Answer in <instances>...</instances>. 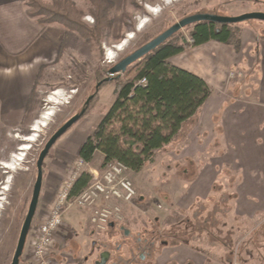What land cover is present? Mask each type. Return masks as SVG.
Instances as JSON below:
<instances>
[{
    "label": "rangeland",
    "instance_id": "374dc122",
    "mask_svg": "<svg viewBox=\"0 0 264 264\" xmlns=\"http://www.w3.org/2000/svg\"><path fill=\"white\" fill-rule=\"evenodd\" d=\"M72 1L85 13L83 21L90 26L94 25L95 18L89 13L91 6L89 0ZM110 1L114 5L113 28L106 35L104 34L100 42L87 41L76 34V39L71 38L65 47L63 35L53 60L41 67L40 80L36 85V100L30 101V115L27 114L28 118L26 117L22 126L6 127L0 131V264L12 263L32 200L38 173L37 162L41 152L68 120L81 113L89 98L97 95L95 100L90 101L86 115L58 139L45 159L43 184L46 182L45 175L47 176L52 169L53 163H58L61 173L64 174L55 192L48 193L43 185L20 264H27V260L31 259V243L35 241L33 235L37 233L38 226L47 220L59 189L73 164L80 158L76 150L77 142L95 130L115 100L116 81L112 80L124 78V74L116 75L111 81H107L109 83L101 85L98 91L96 90L100 82L110 77L109 71L117 62L187 16L198 13L238 16L251 12H264V0ZM149 7H154L157 11L153 13ZM141 24L145 26L140 30ZM237 25L241 29L252 27L259 33H264V21L261 20H249ZM59 27L63 30L61 26ZM192 29L193 27L182 29L177 37L189 39ZM130 35L133 39L129 40ZM123 44L126 46L120 52L117 49ZM109 50L116 56L114 60L108 55ZM58 89L64 92L63 104L56 106L53 104L56 114L48 127L44 128L36 138V142L31 143L29 150L23 153L21 149L26 146L25 139L32 138V128L42 113L52 106L48 99ZM178 158L175 151L168 152L164 149L157 153L153 163L145 166L140 172H128L137 195L132 205H122L124 218L123 221L117 222L116 228L120 229L121 226L126 225L127 228L132 229L134 235L138 231L142 234L152 233L153 240L157 245L161 244L160 246L178 243V240L180 243H185L189 238L194 237L186 244L203 256L204 264H264V232L256 231V228L264 223V218H255L252 223H248L246 232L237 233V223L226 217V212L230 208L227 202L224 205L217 200L204 203L206 210L201 212L204 214L203 218L197 222L193 221L192 212H182L175 207L174 204L185 191L184 185L188 181L187 175L183 174L184 171L187 172L186 165L179 168L184 162H178ZM103 164L102 155L97 153L91 166L103 170L105 166ZM11 165L16 169L14 172L6 167ZM189 174H192V171H189ZM218 189L216 198L228 194L225 187ZM142 197L144 201L141 200ZM210 213L213 218L207 219ZM91 214V209L80 206L66 211L63 216L64 225L55 236L51 254L57 264H94L99 252L105 249L104 244L113 246L114 241L121 238L112 230L96 232L95 227L91 226ZM206 220L209 224L205 226ZM194 224L196 229L189 228ZM212 225L217 227L214 228ZM203 226L206 228L212 226V228H209V234L205 233L202 237L199 231ZM178 228L190 229L191 232L186 234V231H183V234H179L174 231ZM231 230L235 231L232 242L224 246L225 241L230 240ZM211 241L218 244H210ZM62 245L65 247L61 248ZM80 247L83 248L82 252ZM230 250L234 255L231 263ZM159 252L162 250L159 249ZM157 260L155 259V263L153 260L150 264H158Z\"/></svg>",
    "mask_w": 264,
    "mask_h": 264
},
{
    "label": "crops",
    "instance_id": "0c3cea01",
    "mask_svg": "<svg viewBox=\"0 0 264 264\" xmlns=\"http://www.w3.org/2000/svg\"><path fill=\"white\" fill-rule=\"evenodd\" d=\"M260 34L255 28H243L240 51L210 42L172 59L213 89L181 136L164 148L184 162L179 168H187L185 193L174 205L192 212L199 202L216 196L217 187H225L232 196L226 217L237 223V233L246 232L255 218H264V39ZM63 35L59 26L44 27L30 18L26 0H0V131L20 127L28 118L41 67L53 60ZM87 137L77 142L78 153ZM57 164L45 175L48 193L55 192L64 174ZM158 261L204 264L203 256L184 242L164 245Z\"/></svg>",
    "mask_w": 264,
    "mask_h": 264
},
{
    "label": "trees",
    "instance_id": "16d2710c",
    "mask_svg": "<svg viewBox=\"0 0 264 264\" xmlns=\"http://www.w3.org/2000/svg\"><path fill=\"white\" fill-rule=\"evenodd\" d=\"M89 2L91 5L89 13L95 18L92 26L83 21L85 13L72 0H26L27 15L44 27L61 26L64 30V47L71 38L76 39V34L84 40L100 42L104 34L113 28L114 5L110 0ZM188 27H193L189 39L178 38V33L181 32L179 31L154 51L132 64L124 73V78L112 80L116 81L115 100L95 130L81 145L79 150L81 158L92 162L99 152L104 155L103 165L118 161L126 165L130 171L140 172L154 162L158 152L181 136L185 126L206 104L213 89L202 77L174 65L172 59L210 42L233 47L236 51H240L242 46V29L237 24L202 21ZM261 38L264 39V34H260ZM142 80H146V83H141ZM102 83L104 85L109 82ZM36 87L32 95L33 100H36ZM30 107L31 104L28 105L27 111ZM90 185L91 176L83 174L74 184L70 199L75 200ZM216 191H219L218 187ZM231 199L232 196L225 194L222 198L213 196L207 202H199L192 210L193 221L197 222L203 218L204 214L201 212L206 210L204 203L217 200L224 205L226 202L230 203ZM212 218L213 215L210 213L207 219ZM208 224L207 220L204 221L205 226ZM195 225L189 228L194 230ZM205 226L199 231L202 237L205 233H210V227ZM213 227L216 228L217 225ZM174 231L179 234H183V231H186V234L191 232L190 229L184 228ZM256 231L264 232V223L256 228ZM229 233L230 240L225 241L224 246L232 242L235 231L231 230ZM193 238H189L185 244ZM210 244L218 243L211 241ZM231 251L230 263L234 259Z\"/></svg>",
    "mask_w": 264,
    "mask_h": 264
},
{
    "label": "built area",
    "instance_id": "2783aa9c",
    "mask_svg": "<svg viewBox=\"0 0 264 264\" xmlns=\"http://www.w3.org/2000/svg\"><path fill=\"white\" fill-rule=\"evenodd\" d=\"M141 83H146V80ZM129 171L118 161L109 162L100 170L80 157L59 189L47 220L38 226L37 233L33 235L35 241L31 243L29 263L57 264L51 256L55 236L64 225V214L72 207L91 209V223L100 232L107 230L111 223L123 221L122 205H132L137 195L128 177ZM85 173L91 176V185L75 200L70 199L74 184Z\"/></svg>",
    "mask_w": 264,
    "mask_h": 264
},
{
    "label": "water",
    "instance_id": "95a60500",
    "mask_svg": "<svg viewBox=\"0 0 264 264\" xmlns=\"http://www.w3.org/2000/svg\"><path fill=\"white\" fill-rule=\"evenodd\" d=\"M249 20H261L264 21V12H251L246 13L238 16H220L216 14H209V13H198L194 15L187 16L183 19H181L179 22L175 23L173 26L162 32L160 35L155 37L153 40L149 41L145 45L141 46L139 49H137L135 52L127 56L124 60L114 65L110 71L109 75L110 77L106 79V81H111L116 75H122L124 74L128 68L134 64L135 62L141 60L144 56L149 54L150 52L154 51L156 48L161 46L163 43L168 41L170 38H172L175 34H177L182 29L196 24L198 22L202 21H209V22H215L219 24H239L245 21ZM102 85V82H100L97 85V90ZM93 99V96L89 98V100L86 102L85 107L81 111V113L75 115L70 120L67 121L66 124H64L55 134L54 136L48 141L45 148L40 154L39 160L37 162V179L34 185L33 189V195L32 200L29 206V211L27 214V217L25 219L17 248L12 260L11 264H20L21 257L23 256L27 238L29 235V232L31 230L33 220L35 218L37 208L39 205V200L43 188V179H44V172L43 167L45 163V159L47 158L50 150L54 146V144L58 141L60 137H62L69 129H71L86 113L88 106L90 105V101ZM32 131V130H31ZM114 224H111L113 226Z\"/></svg>",
    "mask_w": 264,
    "mask_h": 264
},
{
    "label": "flooded vegetation",
    "instance_id": "af4514ba",
    "mask_svg": "<svg viewBox=\"0 0 264 264\" xmlns=\"http://www.w3.org/2000/svg\"><path fill=\"white\" fill-rule=\"evenodd\" d=\"M127 56H125L119 62L124 60ZM111 224L114 225L111 226ZM111 224L107 230L114 231V233L119 234L121 238L119 237L118 241L115 240L113 246L104 244L105 249L99 252L97 255V260H94V264H150L153 262V260L155 263V259L157 260V258L159 260L160 255H162V252H159V249L163 251L164 246H160L161 244L157 245L156 241H154L152 238V233L142 234L140 231H138L137 234L135 233L136 235H134L132 229L127 228L126 225L121 226L120 229H117V223ZM91 226H93L92 223ZM95 231L98 233L100 232L97 229Z\"/></svg>",
    "mask_w": 264,
    "mask_h": 264
},
{
    "label": "bare ground",
    "instance_id": "6f19581e",
    "mask_svg": "<svg viewBox=\"0 0 264 264\" xmlns=\"http://www.w3.org/2000/svg\"><path fill=\"white\" fill-rule=\"evenodd\" d=\"M151 12H156V8H150ZM142 23V22H141ZM145 26V24H141L140 25V30L143 29ZM134 34V33H131ZM129 40L133 39V36H128ZM124 46H126L125 44H123L122 46H120L117 50H119L120 52L124 50ZM108 55L110 56V58H112V60L115 59L116 56H114V53L112 51H108ZM64 92L63 90H57L56 92L52 93L48 99V102L50 104H52V106L50 108H48L45 112L42 113L41 117L37 120V122L34 125V128H32V132L33 134L31 135L32 138H27L26 140V146L24 148L21 149V151L24 153L27 150H29L30 144L31 143H35L36 142V138L39 137V135L43 132V129L48 127L52 117H54V115L56 114V109L53 106V104L56 105H62V96H63ZM19 137V136H18ZM22 156V155H21ZM20 156V157H21ZM19 161H21V159H18ZM8 169H10V171L14 172L16 169L14 168L13 165L11 166H6Z\"/></svg>",
    "mask_w": 264,
    "mask_h": 264
}]
</instances>
